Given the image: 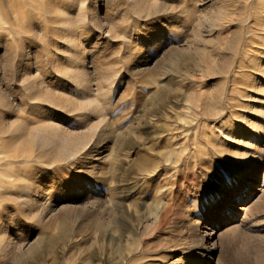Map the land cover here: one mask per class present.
Returning a JSON list of instances; mask_svg holds the SVG:
<instances>
[{
  "label": "rangeland",
  "instance_id": "rangeland-1",
  "mask_svg": "<svg viewBox=\"0 0 264 264\" xmlns=\"http://www.w3.org/2000/svg\"><path fill=\"white\" fill-rule=\"evenodd\" d=\"M20 3L0 0V264H264V0Z\"/></svg>",
  "mask_w": 264,
  "mask_h": 264
},
{
  "label": "bare ground",
  "instance_id": "bare-ground-1",
  "mask_svg": "<svg viewBox=\"0 0 264 264\" xmlns=\"http://www.w3.org/2000/svg\"><path fill=\"white\" fill-rule=\"evenodd\" d=\"M22 0H8V4L9 5H11V6H16L18 3H20ZM21 4V3H20ZM21 6V5H20ZM96 227H98V230H100V229H105L106 228V226L105 225H103V224H101V223H99V225H96ZM72 230H74V229H72ZM102 231V230H101ZM104 231V230H103ZM105 231H106V229H105ZM124 232V231H123ZM83 233H84V231H83V229H79L78 231L76 230V231H71V229L70 228H68V227H65L64 229H63V232H62V236H63V238L65 239V242H63L62 244H61V246H62V249L63 250H66V249H68V250H66V251H69L70 249V247L71 246H78L77 244H79V243H76L77 241H79V240H77L76 241V239L75 238H77L78 237V239H79V237H81L82 235H83ZM112 236V235H111ZM111 236H110V238H111ZM81 239V238H80ZM60 240V239H59ZM113 240V239H112ZM53 243H52V245H53V248L55 249V251H56V253H59L58 252V250H57V248H58V246L57 245H55V244H57V242H55V241H52ZM81 244L80 245H82V241L80 242ZM114 246V245H113ZM81 247V246H80ZM66 248V249H65ZM73 249V248H72ZM79 250V249H78ZM77 253H78V251H77V249L75 250ZM81 251V250H80ZM126 251V250H125ZM124 250H123V252H125ZM64 252V251H63ZM62 252V253H63ZM71 252H72V250H71ZM122 252V251H121ZM61 253V252H60ZM61 253V254H62ZM119 253V252H118ZM117 253V254H118ZM53 256V255H52ZM60 256V255H59ZM76 256V255H75ZM107 256V255H106ZM108 257V256H107ZM110 257V256H109ZM103 258L104 259V261L106 262V263H108V262H110L112 259L111 258ZM93 258V257H92ZM91 258V259H92ZM102 258V257H101ZM96 259H97V257H96ZM70 259H65V261L63 262V264H70ZM60 262H62V261H60ZM51 264H59L58 262H57V258H55V260L53 261V263H51Z\"/></svg>",
  "mask_w": 264,
  "mask_h": 264
}]
</instances>
